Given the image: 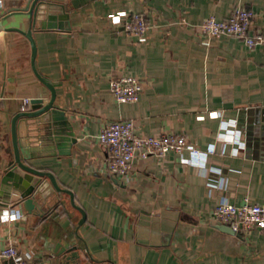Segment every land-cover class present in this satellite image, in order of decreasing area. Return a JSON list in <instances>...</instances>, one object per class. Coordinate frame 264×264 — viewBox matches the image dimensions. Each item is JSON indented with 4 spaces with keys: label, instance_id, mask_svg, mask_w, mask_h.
<instances>
[{
    "label": "crops",
    "instance_id": "obj_1",
    "mask_svg": "<svg viewBox=\"0 0 264 264\" xmlns=\"http://www.w3.org/2000/svg\"><path fill=\"white\" fill-rule=\"evenodd\" d=\"M0 188L13 159L11 122L26 100L50 92L31 63L30 0H0ZM237 6L252 9L264 32V0H42L33 35L36 67L57 92L77 136L70 155H52L36 119L20 120L18 133L38 157L28 162L51 171L62 188L43 178L29 212L0 191V252L9 244L36 264H264V228L235 232L217 221L223 200L248 196L264 203V43L249 48L234 36L205 38L199 24L226 18ZM143 13V39L120 21ZM17 28V29H7ZM143 83L136 102H119L112 77ZM132 119L136 132L183 133L201 150L215 152L206 170L184 163L192 153L136 159L129 179L107 171L103 126ZM54 135V134H53ZM0 255V263L7 264Z\"/></svg>",
    "mask_w": 264,
    "mask_h": 264
},
{
    "label": "built area",
    "instance_id": "obj_2",
    "mask_svg": "<svg viewBox=\"0 0 264 264\" xmlns=\"http://www.w3.org/2000/svg\"><path fill=\"white\" fill-rule=\"evenodd\" d=\"M255 15L252 9L237 6L228 17L218 19L216 16H209L198 28L205 38L234 36L242 39L249 48H253L264 43L263 30L254 25ZM120 22L128 34L136 35L140 39L145 37L149 27L145 15L139 12L127 15ZM110 89L117 101L136 102L143 91V83L135 75H122L112 77ZM28 101L27 99L26 102ZM99 139L109 150L107 171L126 179L131 177L136 159H146L152 155L165 156L170 151L183 153L185 149H189L192 157L183 159V162L194 163L205 171L209 156L215 152L213 146L208 150L199 149L190 143L183 133L162 132L150 135L137 133L135 121L132 119L106 123L101 129ZM212 214L217 221L227 224L235 232H247L256 227L264 228V203L253 202L248 196L240 204L228 200L220 201L213 208ZM0 216L5 221H12L19 219L22 214L15 209L7 208ZM0 255L8 261L7 264H36L30 261V252L14 244L4 247Z\"/></svg>",
    "mask_w": 264,
    "mask_h": 264
},
{
    "label": "water",
    "instance_id": "obj_3",
    "mask_svg": "<svg viewBox=\"0 0 264 264\" xmlns=\"http://www.w3.org/2000/svg\"><path fill=\"white\" fill-rule=\"evenodd\" d=\"M42 0H30L25 7L14 8L11 12H27L30 16V27L24 33L31 42L32 56L31 63L36 77L44 84L50 92V98L45 102L43 97H35L25 103L23 109L17 112L11 122V136L13 144L14 157L8 162L7 169L2 178L0 191H3L7 197L16 194L19 201L29 212H32L37 204L36 197L39 194L42 179L48 178L54 188L58 191H64L71 196V202L78 207L85 217L84 210L74 201V194L71 190L62 188L55 177L49 170H42L29 164V160L38 157L33 150L25 147V143L19 137L18 128L20 120L36 119L39 127L48 129V132L38 134L37 139L49 145L52 149H57L52 155H70L73 145L77 142L76 132L70 121L66 110L56 104L57 92L55 86L45 78L36 67L37 44L33 35L36 24L37 14L39 12ZM17 29V28H7ZM54 134V135H53ZM8 201H0V206L7 207ZM230 227V226H228Z\"/></svg>",
    "mask_w": 264,
    "mask_h": 264
}]
</instances>
